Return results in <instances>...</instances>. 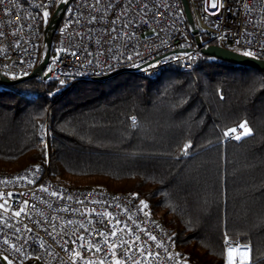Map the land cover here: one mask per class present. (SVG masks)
Listing matches in <instances>:
<instances>
[{"label":"trees","instance_id":"16d2710c","mask_svg":"<svg viewBox=\"0 0 264 264\" xmlns=\"http://www.w3.org/2000/svg\"><path fill=\"white\" fill-rule=\"evenodd\" d=\"M45 163L59 185L140 203L185 264H228L225 236L264 264L263 72L201 55L153 81L0 86V172Z\"/></svg>","mask_w":264,"mask_h":264},{"label":"built area","instance_id":"2783aa9c","mask_svg":"<svg viewBox=\"0 0 264 264\" xmlns=\"http://www.w3.org/2000/svg\"><path fill=\"white\" fill-rule=\"evenodd\" d=\"M60 1L0 0V74H30L42 57L45 22ZM210 1L189 0L202 46L264 59V0H214L216 8ZM200 56L179 0H71L44 74L77 83L131 70L153 81L170 68L192 70ZM233 128L226 141L245 135ZM0 255L11 264H185L140 203L59 185L48 163L0 172ZM232 264H240L238 256Z\"/></svg>","mask_w":264,"mask_h":264},{"label":"water","instance_id":"95a60500","mask_svg":"<svg viewBox=\"0 0 264 264\" xmlns=\"http://www.w3.org/2000/svg\"><path fill=\"white\" fill-rule=\"evenodd\" d=\"M71 0H61L58 5L55 7L53 13L49 17L44 29H43V47H44V53L37 65L33 68V70L30 72L29 75L18 78V79H9L2 74H0V86H12L19 84L21 82L34 79V78H43L44 80L48 79V75L44 74V69L46 68L52 51V41L55 34L56 29L58 28L65 12L67 11L69 4ZM182 10L184 19L186 21V24L189 26L191 30V34L195 36V41L200 48V53L203 56L211 57L214 59H218L221 61H225L231 64L240 65V66H246L251 69H256L260 72L264 73V59L251 57L248 55L240 54L237 52H233L227 49H223L214 45H209L207 47H203L200 43L199 38L197 35V30L195 28V24L193 21L191 6L189 3V0H179ZM123 73H132L131 70H122L117 71L115 73H112L110 75L101 77V78H95L92 81L94 82H100L108 80L114 76L123 74ZM0 264H8L6 260L0 255ZM41 264V263H37Z\"/></svg>","mask_w":264,"mask_h":264},{"label":"snow or ice","instance_id":"6c2138e0","mask_svg":"<svg viewBox=\"0 0 264 264\" xmlns=\"http://www.w3.org/2000/svg\"><path fill=\"white\" fill-rule=\"evenodd\" d=\"M212 7H213V8H216L217 5H216L215 3H213V4H212ZM44 15H45V17H46V16L48 15V13H44ZM0 35H2V34H0ZM249 54H250V53H248V52H245V53H244V55H249ZM133 122H135V121H134V118H133ZM240 127L243 128L244 125L241 124ZM236 131H237V129H235V128L230 129L229 131L225 132V136H228V135H229V132H236ZM239 138H240L239 136H236V139H239ZM187 147H188V146H185V151H186V148H187ZM141 203H143V202H141ZM144 206L147 207V205H144ZM15 214H16L17 216L20 215L19 212L15 213ZM101 235H103V234H101ZM112 235H115V232H113ZM150 239L155 240V237H150ZM5 243H7V241H5ZM105 243L107 244V240H105ZM225 247H226V249H227L229 255H230L233 251H235V252H237V253H239V252L241 251V249H239V248H237V247H234L232 244H230V243L228 242L227 236H225ZM96 250H97V251H100L101 249L97 248ZM76 255L79 256V253H76ZM9 264H11V262H9ZM116 264H120L119 260L116 261ZM228 264H232L231 259H229Z\"/></svg>","mask_w":264,"mask_h":264},{"label":"crops","instance_id":"0c3cea01","mask_svg":"<svg viewBox=\"0 0 264 264\" xmlns=\"http://www.w3.org/2000/svg\"><path fill=\"white\" fill-rule=\"evenodd\" d=\"M237 254H242V258H243V263H247L248 261H249V253H248V250L246 249V248H244V247H242L241 248V251L239 252V253H237V252H232L230 255H229V253H227V259L229 258V257H232V256H238ZM239 257V256H238Z\"/></svg>","mask_w":264,"mask_h":264},{"label":"rangeland","instance_id":"374dc122","mask_svg":"<svg viewBox=\"0 0 264 264\" xmlns=\"http://www.w3.org/2000/svg\"><path fill=\"white\" fill-rule=\"evenodd\" d=\"M213 3H214V0H211V1H210V5L212 6ZM44 13H47V11H44ZM44 13H43V15H44ZM44 17H45V15H44ZM45 23H47V22H45ZM43 53H44V50H43V52H42V56H43ZM244 132H245V134H246V131H245V130H244ZM237 255L239 256L240 264L243 263V262H242V261H243L242 254H237ZM234 256H235V255H234ZM234 256L229 257V258L227 259V263H228L229 259H231V261L233 262ZM7 261H8V260H7ZM8 262H10V261H8Z\"/></svg>","mask_w":264,"mask_h":264}]
</instances>
